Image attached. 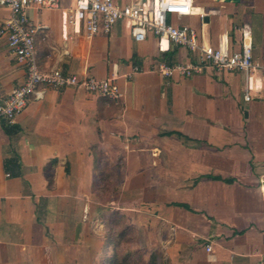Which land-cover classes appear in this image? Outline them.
<instances>
[{"label": "crops", "instance_id": "0c3cea01", "mask_svg": "<svg viewBox=\"0 0 264 264\" xmlns=\"http://www.w3.org/2000/svg\"><path fill=\"white\" fill-rule=\"evenodd\" d=\"M195 1L179 23L214 45L232 38L238 48L244 32L254 63L264 65V0ZM73 6L61 0L33 13L44 26L36 36L42 69L98 77L116 70L124 103L45 86L14 122L0 123V264H101L105 221L114 219L138 229L167 264H264V111L241 105L245 73L125 76L135 65L189 61L191 52H160L152 34L137 41L127 21L109 34L74 33ZM60 9L70 13L68 26L51 13ZM10 14L0 6V24ZM254 74L253 100L261 101L264 76ZM26 77L0 36V90Z\"/></svg>", "mask_w": 264, "mask_h": 264}, {"label": "built area", "instance_id": "2783aa9c", "mask_svg": "<svg viewBox=\"0 0 264 264\" xmlns=\"http://www.w3.org/2000/svg\"><path fill=\"white\" fill-rule=\"evenodd\" d=\"M70 24L74 33L94 36L109 34L120 22H130L135 40H145L149 34L158 39V48L164 52L171 45L187 48L191 59L183 62L166 63L158 67L144 68L135 65L125 76L135 72L157 71L168 77L193 76L204 73L209 68L216 70L242 71L246 75L244 99L251 101L256 89L254 73L264 76V65L253 61V41L242 32L239 47L233 39L214 45L205 42L198 29L175 19L189 16L194 11V0H73ZM61 0H0V6L10 8L11 14L0 24V36L6 39L9 49L19 63L26 68V80L10 93L0 90V123H12L26 108L30 98L44 96L45 86L76 87L107 97L114 102L124 103L125 92L121 89L119 73L113 70L105 77L69 73L60 67L42 69L37 55L36 36L44 26L36 22L32 12L41 9H57ZM207 14L199 13L202 21ZM207 251L213 249L211 242L205 245Z\"/></svg>", "mask_w": 264, "mask_h": 264}, {"label": "rangeland", "instance_id": "374dc122", "mask_svg": "<svg viewBox=\"0 0 264 264\" xmlns=\"http://www.w3.org/2000/svg\"><path fill=\"white\" fill-rule=\"evenodd\" d=\"M203 2L201 3V0H196V3H200L203 5H206L207 2L202 0ZM43 10V9H41ZM48 12V11H47ZM32 12V16H33ZM51 13L58 14L59 16H62V21L63 24L68 26V17H69V11L68 9H60L58 11H51ZM177 22L183 21L182 17H178L175 19ZM67 30V27H66ZM68 31V30H67ZM259 96L263 99L261 101L257 100H251L248 102H245L243 99V93L241 92V105L245 107V109H249L250 107H256L258 109H261L264 111V86L262 87V91L259 93ZM248 141V140H246ZM102 219V218H101ZM103 220V219H102ZM110 223L107 224V230H106V236L111 237L108 242H106L105 247H106V254L105 258L109 259L111 256H115V254L123 257L126 255H130V262L129 264H152L154 262V257L152 251L154 249H150L147 244L142 243L141 241V232L138 229H133V227L127 224L126 220L119 219L116 222H110V221H105V223ZM109 225V226H108ZM122 231H125L122 232ZM108 232V233H107ZM120 233L122 237H120ZM146 249V250H144ZM160 255L157 256L156 258V264H167L165 261V257L162 252H159ZM110 255V256H109Z\"/></svg>", "mask_w": 264, "mask_h": 264}, {"label": "trees", "instance_id": "16d2710c", "mask_svg": "<svg viewBox=\"0 0 264 264\" xmlns=\"http://www.w3.org/2000/svg\"><path fill=\"white\" fill-rule=\"evenodd\" d=\"M227 181H232V179H227ZM117 220L118 219H114V222H116ZM122 232L125 233V231H122ZM120 237H122L121 233H120ZM110 239H111V237L109 235V237H107L106 242H108V240H110ZM106 250L107 249H105V251ZM144 250H146V249H144ZM159 252H160L159 250H153L152 251L153 256H155L154 259H153L154 262H152V264H156V258H157L158 255H160ZM130 259H131L130 255H126V256L121 257L118 254L117 255L115 254V256L114 255L112 257L110 256L109 259L104 257L102 262H101V264H129V262H130L129 260Z\"/></svg>", "mask_w": 264, "mask_h": 264}, {"label": "water", "instance_id": "95a60500", "mask_svg": "<svg viewBox=\"0 0 264 264\" xmlns=\"http://www.w3.org/2000/svg\"><path fill=\"white\" fill-rule=\"evenodd\" d=\"M228 1H231V0H228ZM233 1L238 2L239 0H233ZM245 115H247V112H245Z\"/></svg>", "mask_w": 264, "mask_h": 264}]
</instances>
